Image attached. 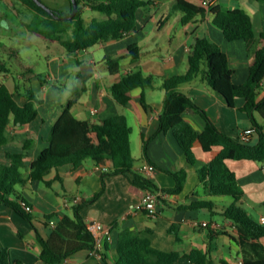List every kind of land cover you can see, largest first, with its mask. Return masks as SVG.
<instances>
[{
    "label": "crops",
    "instance_id": "1",
    "mask_svg": "<svg viewBox=\"0 0 264 264\" xmlns=\"http://www.w3.org/2000/svg\"><path fill=\"white\" fill-rule=\"evenodd\" d=\"M146 1L136 11L134 31L72 53L58 41H49L28 31L25 24L31 21L33 12L22 5L24 9L18 10L16 15L20 19V29L27 34V40L35 36L46 41V70L38 69L35 63L24 58L19 48L8 50V70L0 67V82L6 83L21 104L27 100V87L31 86L39 102L36 103L38 112L33 120L25 124L12 121L9 124L8 141L0 147V161L6 164L10 162L6 157L7 151L26 152L27 164L34 159L47 146L51 124L68 100H74L71 107L74 116L90 122L124 114L132 127L130 145L134 161L132 143L139 145L137 155L143 159L134 167L151 178L160 189L175 185L174 177L166 170L185 169L187 175L183 187L178 192L160 191L163 196L159 198L158 211L150 216L137 207L141 199L129 191L127 175L119 173L102 176L103 171L94 169V162L90 158L91 161L86 159L76 167L66 163L53 168L43 179L18 184L16 189L19 196L15 199L31 206L34 222L40 233L46 236L47 227L44 228L43 222L47 215L71 214L74 204L92 198L94 193L102 189L104 179L101 194L80 209L87 222L96 220L111 228L102 258L90 255L88 249H82L66 257L62 264L111 263L116 255L115 233L123 226L148 236L152 245L160 249L185 253L198 248L207 251L215 264H242L253 252L248 246L239 244L236 226L223 214L233 197L228 194H207L204 191L196 167L187 162L172 130L160 129V115L167 92L162 87V79L186 71L191 47L198 37H207L226 52L230 65L238 71L233 78L237 84L247 79L252 54H248L243 39L225 38L222 30L213 23L214 14L210 9L182 22L183 12L176 8V0ZM188 1L196 5L202 3V0ZM211 6L222 10L242 8L248 12L257 38L255 47H264V3L258 0H215ZM86 12H89L87 17ZM81 13L86 23L94 16L102 17L89 7H83ZM130 44L139 46L137 60H132L128 54ZM113 60L118 63V70L111 72L109 66L115 65ZM135 69L154 76L153 84L134 88L128 103L122 105L111 94L110 85L123 74ZM179 88L207 111L213 123L232 138L241 140L242 132L255 127L248 114L241 109L243 98H236L235 104L229 106L201 75L182 83ZM141 93L144 94L146 106H143L139 98ZM263 94L264 77L260 82L258 96ZM183 117L195 130H203L205 120L199 113L187 109ZM255 117L264 131L263 119L258 113H255ZM257 139L255 127L250 142H256ZM144 145L151 162L145 158ZM211 156L212 152H208L204 162ZM226 163L235 172L243 190L242 206L252 211V216L258 219L264 215V162L227 159ZM200 199L210 200L214 204L212 207L201 208L189 206L191 202ZM172 224L175 225L174 230L178 232L179 239L169 230ZM0 245L9 248L13 259H20L25 264H45L39 258L40 244L35 229L23 216L3 203H0ZM172 264L192 263L187 256L182 255Z\"/></svg>",
    "mask_w": 264,
    "mask_h": 264
},
{
    "label": "trees",
    "instance_id": "2",
    "mask_svg": "<svg viewBox=\"0 0 264 264\" xmlns=\"http://www.w3.org/2000/svg\"><path fill=\"white\" fill-rule=\"evenodd\" d=\"M16 1L33 12L31 21L25 24L28 31L43 39L58 41L70 53L100 41L120 38L134 31L136 11L147 3L146 0H76L77 11L73 17H68L72 10L71 0H67L68 10L47 7L36 0ZM258 1L264 3V0ZM175 6L183 12L182 22L206 10L203 5H196L188 0H176ZM83 7H89L102 17L94 16L86 23L81 13ZM210 11L214 14L213 23L222 30L225 38L245 41L248 54H252L248 77L241 84L235 83L233 78L238 71L230 65L226 52L207 37H198L191 47L186 71L162 79V87L167 92L160 115V129L172 130L187 162L196 167L199 183L207 194H228L233 197L223 214L236 226L239 244L248 246L253 252L242 264H264V223L242 206L243 190L235 172L226 163L227 159L264 162V131L255 117V113H258L264 121V94L258 96L260 82L264 77V47H255L257 38L253 31L252 19L244 9L222 10L212 6ZM128 54L132 60H137L140 54L139 46L130 44ZM1 61L0 67L8 70L6 60ZM109 69L111 72L117 71V61L114 66H109ZM198 75H201L209 87L220 94L229 106L235 104L236 98L244 99L241 109L248 114L251 123L256 127V142L236 140L224 133L213 123L207 111L180 90L182 83ZM153 81L154 76L145 75L140 69H135L114 81L110 85V91L118 103L126 105L134 88L151 86ZM139 98L143 106H146L143 93ZM37 102L39 99L31 86L27 87V100L21 104L6 83L0 82V147L8 141L7 130L11 121L15 124H25L36 117ZM73 104L74 100L67 101L51 124L47 146L28 164L25 162L24 151H7L6 157L10 162L6 164L0 161V203L13 208L35 229L40 244L39 258L45 264H62L69 255L92 248L94 237L88 230V222L80 209L101 194L104 179L102 189L94 193L92 198L74 204L71 214L47 215L46 221L43 222L44 228L47 227L46 236L40 233L31 212L25 210L15 199L19 196L17 184L24 185L33 179H43L51 169L66 163H72L76 167L88 158L92 159L94 165L101 164L106 167L102 176L119 173L127 175L129 191L139 199H143L147 191L178 192L182 189L187 175L185 169L166 170L174 177L175 185L160 189L151 178L134 167L130 145L132 127L124 114L90 122L74 116L71 111ZM187 109L203 117L205 126L202 131L195 130L183 117V112ZM195 145H199L204 152H212L207 162L198 161L194 153ZM23 147L26 149V143ZM144 155L151 162L146 145ZM45 182L49 184L48 180ZM213 204L210 200L200 199L191 202L189 206L201 208L212 207ZM51 219L55 221L54 225L49 224ZM174 226L172 224L169 230L179 239ZM115 238L116 255L114 260L107 264H172L182 255L187 256L192 264H215L207 251L198 248H192L185 253L157 248L152 245L148 236L141 235L129 226L117 229ZM0 264L25 263L20 259L11 258L9 248L0 245Z\"/></svg>",
    "mask_w": 264,
    "mask_h": 264
},
{
    "label": "rangeland",
    "instance_id": "3",
    "mask_svg": "<svg viewBox=\"0 0 264 264\" xmlns=\"http://www.w3.org/2000/svg\"><path fill=\"white\" fill-rule=\"evenodd\" d=\"M0 1V59L8 62V49L14 47L19 48L21 55L27 60L35 63L38 69L46 70V55L47 50L45 48V40L31 36L30 40H27V34L20 29V19L16 16L18 10L24 9L22 4L16 0H2ZM47 7L68 10L67 0H40ZM91 12V10H90ZM97 14L96 11H93ZM89 12L85 13L87 17ZM24 29V27H23ZM26 31V30H25ZM26 33V32H25ZM30 34V32L28 33ZM133 154L135 156L134 164L141 163L143 159L138 158L137 149L139 151V145L132 143ZM194 153L198 161L204 162V158H207L208 152L202 151L199 145H195ZM87 161H91L87 159ZM19 186L18 184L16 185ZM252 214V211H249Z\"/></svg>",
    "mask_w": 264,
    "mask_h": 264
},
{
    "label": "built area",
    "instance_id": "4",
    "mask_svg": "<svg viewBox=\"0 0 264 264\" xmlns=\"http://www.w3.org/2000/svg\"><path fill=\"white\" fill-rule=\"evenodd\" d=\"M215 0H202L201 5H203L206 9H210L212 4ZM255 131V127H251L249 130L244 131L240 134V139L242 141H250L251 140V134ZM105 166L101 164H95L94 169L96 170H105ZM151 169V166L148 167ZM163 196V193L159 191H147L145 197L141 199L140 204L137 206L139 209L143 210L146 214L153 216L158 211V202L159 198ZM22 207L30 211L31 206L25 202H21ZM258 220L261 223H264V215L259 216ZM50 225H54L55 221L51 219L49 221ZM87 228L89 231H91L93 237H94V243L91 249H89V253L92 256L102 258L103 251L105 249V242L106 239L110 236L111 228L110 226H105L100 221H90L87 223Z\"/></svg>",
    "mask_w": 264,
    "mask_h": 264
},
{
    "label": "water",
    "instance_id": "5",
    "mask_svg": "<svg viewBox=\"0 0 264 264\" xmlns=\"http://www.w3.org/2000/svg\"><path fill=\"white\" fill-rule=\"evenodd\" d=\"M36 1H37V3L44 5L40 0H36ZM71 1H72V10L69 13L68 17H73L77 11V1L76 0H71Z\"/></svg>",
    "mask_w": 264,
    "mask_h": 264
}]
</instances>
